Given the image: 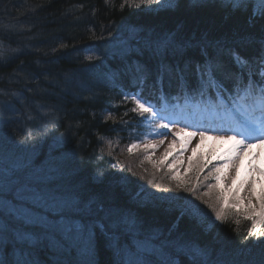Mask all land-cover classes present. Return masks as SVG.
Masks as SVG:
<instances>
[{
  "label": "trees",
  "instance_id": "trees-1",
  "mask_svg": "<svg viewBox=\"0 0 264 264\" xmlns=\"http://www.w3.org/2000/svg\"><path fill=\"white\" fill-rule=\"evenodd\" d=\"M177 2L179 8L162 12L156 5L122 7L123 0H109L107 4L105 0H0V43L23 53L0 65V130L6 146L0 159V239L7 242L19 233L31 236L38 245L36 258L42 264H73L76 260L74 250L65 254L53 248L46 229L29 224L39 221H33L27 211L52 220L58 209H47L31 196L24 167L32 160L54 158L63 165L62 177H53L49 188L57 199L78 202L81 209L95 200L97 205L85 211V216L104 218L112 209L136 218L134 226L122 224L117 234L127 254L121 256L105 246L98 256L100 264L126 261L140 251L137 243L143 242L167 253L177 234L207 247L210 264H264V243L248 236L251 222L243 218L240 224L230 218L215 227L219 222L214 218L206 222V217L185 216L178 233L170 234L168 229L179 215L171 197H188L201 208L206 206L174 185L163 192L148 183L154 179L163 187L169 186L172 169L168 165L178 161L175 155L153 168L148 159L153 148L145 150L142 146L128 151L132 143L145 141L147 132L155 128L151 120L130 111V102H122L124 93L137 88L130 69L138 60H152L151 51L144 46L149 33L183 27L180 39L188 43V48L170 53L173 62L197 57L195 44L202 39L228 44L250 40L254 43L242 50L253 57L258 51L259 25L264 21L249 26L245 14L228 10V0ZM141 87L151 104L161 100V94L172 100L184 93L174 77L172 82L165 79L162 90L158 85L153 87L151 81ZM189 95L202 96L198 90H188ZM109 113L112 119L105 120ZM16 116L18 128L8 126ZM218 145L202 141L195 151L193 172L188 174L194 183L196 162L217 163ZM209 168L200 173L198 196L206 191L208 181L204 176ZM8 169L17 174L13 177ZM144 189L156 194L154 207H137L136 194ZM214 196L209 193L204 199L213 200ZM11 203L15 208L9 207ZM147 258L150 264L160 259L151 254Z\"/></svg>",
  "mask_w": 264,
  "mask_h": 264
},
{
  "label": "snow or ice",
  "instance_id": "snow-or-ice-1",
  "mask_svg": "<svg viewBox=\"0 0 264 264\" xmlns=\"http://www.w3.org/2000/svg\"><path fill=\"white\" fill-rule=\"evenodd\" d=\"M108 2L109 0H105L106 4ZM130 4H134L136 8H151L152 5H156L162 12L179 8L177 0H123L122 7ZM225 6L233 14H245L246 23L251 27H255L258 20L264 21V0H228ZM182 31L183 27L178 26L175 30L152 31L145 37L144 46L151 51L152 60H138L130 69V75L137 88L133 92L124 93L122 102H130L133 105L130 111L146 120H160L159 127L169 130L175 137L184 133L186 129L178 128L177 130V122L162 115L161 111L143 96L141 86L151 81L153 87L158 85L162 90L165 79L172 82L174 77L175 83L183 90H198L201 95L205 90L210 94L215 92L219 100L216 107L224 111L223 119L228 126L210 130L229 133L227 136L214 138L235 141V148L230 155L221 158L215 164L211 160L197 161L194 169L195 183L187 173L181 176L175 169L168 173L170 181L168 187H163L154 179L149 180L148 183L154 184L156 189L163 192H169L174 185L175 189L201 200L206 209L210 210L206 211L188 197H171L173 207L179 211V215L168 229L170 234L178 233L180 221L185 216L206 217V222H213L214 218V222H219L214 225L215 227L223 225L230 218H235L236 224H240L243 218L251 222L248 236L255 237L264 243V239H261L264 238V168L250 166L252 172L260 174L259 192H257L255 178L240 181L238 185L236 183L241 154L253 143L264 144V23L259 25L260 40L254 57L242 50V47L246 48L247 45L254 43L253 41L241 40L239 44H228L220 40L202 39L195 44L197 57L173 62L170 53L175 54L179 49L188 48V43L180 39ZM5 35L8 39L11 38L7 36V30ZM16 54L23 53L20 49L5 48L3 43H0V65L10 63L16 58ZM87 59L91 61L92 57L89 56ZM126 75L127 73H121V76ZM104 119H112L111 113ZM165 120L167 122H164ZM206 135L207 131L204 130L188 132L189 139L199 136L203 140ZM172 143H176L175 139ZM155 146L150 143L143 144L145 150ZM138 147H140L139 143H132L128 151L132 152ZM170 149L171 145L168 150ZM5 151L4 133L0 130V159ZM209 165H211L210 168ZM189 167H193L191 158H189ZM229 167L231 170L226 173L225 169ZM205 168H209L207 175L204 176V180L208 183L204 185L206 191L203 196H198L200 173ZM8 171L13 174V177L17 174L14 169H8ZM24 171L28 173L27 183L31 188V196L45 206L58 209L51 222L29 223L46 229V235L53 248L65 254L74 250L77 258L73 264H100L98 256L105 246L121 256L127 254L117 234L122 224L135 225L136 218L131 213L123 214L108 209L105 217L98 219L91 215H84L85 211L97 205L95 200L89 201L86 209H81L78 202L57 199L49 192V188L54 183L53 177H62L63 165L54 158L46 161L32 160L25 165ZM124 179L127 180V178ZM222 182L224 187H221ZM209 193H215L213 200L204 199V196H208ZM141 195L144 199H140ZM135 202L138 208L154 207L156 194L144 189L142 193L136 194ZM100 210L103 211L102 205ZM37 247L38 245L32 242V237L25 233L12 235L7 242L0 239V264H42L36 258ZM149 254L160 257L156 264H210L207 247L194 244L179 234L169 244L167 253L163 248L149 250L147 247H142L140 251L130 255L126 261L122 259L120 264H150L147 258ZM105 264L110 262L106 261Z\"/></svg>",
  "mask_w": 264,
  "mask_h": 264
},
{
  "label": "rangeland",
  "instance_id": "rangeland-1",
  "mask_svg": "<svg viewBox=\"0 0 264 264\" xmlns=\"http://www.w3.org/2000/svg\"><path fill=\"white\" fill-rule=\"evenodd\" d=\"M14 104L17 106V104L14 102ZM16 109V107H15ZM13 109L12 112L15 110ZM12 120V121H11ZM9 120L7 122L8 126L11 127H16L18 128V126L15 125V123H18V116L16 117H12V119ZM10 122L13 123V125L10 124ZM204 124L206 125L207 122H204ZM220 127V125H217L215 123V125L213 127H211L210 129H216ZM178 125H177V130H178ZM212 131L215 135L217 132L220 134H224L225 136H227L229 133L227 132H222V131ZM190 132V131H188ZM188 132L187 130L184 133H180L177 136H173L172 132H170L167 129H161L158 128L157 130H155L154 128L150 131L147 132L146 137L147 139L145 141L148 142H156V147L153 148V153L152 155L149 156V160H151L153 162L154 165H152L153 168H155L157 165H161L162 163H164V159H169L170 156L172 154L174 155H178L180 154L181 151V155L178 159V161H172L168 166L175 168L176 172L178 174H180L181 176H184L185 173H187V175L189 173H191V171L193 172V170H191V168L189 167V158H191V161H195L193 158V155L195 154V151L197 149H199L202 145V141H206V142H210L211 139L213 141H216L217 138H209V137H204L203 140H201L199 138V136H195V137H191V139H189L188 137ZM159 133V134H158ZM175 139L176 143H172L173 140ZM145 141H141L139 142L140 147L138 148H143V144ZM160 141H163V143H159ZM225 143L227 141V144L224 145V148L219 152H222L225 150V154L224 156L227 157L228 155L231 154L232 150L235 148V141H230V140H224ZM174 144L175 146H173V148H171L170 150L167 149V146ZM179 148V149H178ZM136 149H133V151H135ZM166 150H168L167 155H165ZM180 161V163H178ZM239 164V169H238V177H237V185L238 183L241 181V179L245 178L250 179V178H255L257 180V192L258 190H260V174L259 173H254L251 171L250 166L251 165H255L259 168H264V144H256L253 143L251 145V147L249 149H246L242 154H241V159L238 161ZM169 167V168H170ZM230 167L227 168V172L230 171ZM226 172V171H225ZM226 172V173H227ZM225 185L221 184V187H224ZM244 193L241 192V195H243ZM229 199H231V196H229ZM10 208H15L14 204H10L9 206ZM47 209H50L52 211L55 210V208L50 207V206H45ZM30 218L33 221L36 222H43V221H49L51 222V217L50 216H46L45 218H42L34 213H32L31 211H27ZM142 247H147L149 250L151 249H156L154 245H152L150 242H143V243H137V249L141 250Z\"/></svg>",
  "mask_w": 264,
  "mask_h": 264
},
{
  "label": "bare ground",
  "instance_id": "bare-ground-1",
  "mask_svg": "<svg viewBox=\"0 0 264 264\" xmlns=\"http://www.w3.org/2000/svg\"><path fill=\"white\" fill-rule=\"evenodd\" d=\"M19 112V111H18Z\"/></svg>",
  "mask_w": 264,
  "mask_h": 264
}]
</instances>
